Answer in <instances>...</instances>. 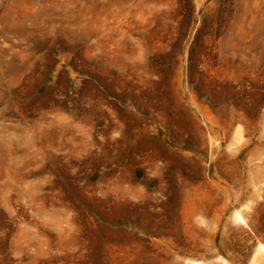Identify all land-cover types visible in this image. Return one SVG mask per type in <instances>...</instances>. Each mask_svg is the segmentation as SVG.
Masks as SVG:
<instances>
[{"label": "rangeland", "instance_id": "374dc122", "mask_svg": "<svg viewBox=\"0 0 264 264\" xmlns=\"http://www.w3.org/2000/svg\"><path fill=\"white\" fill-rule=\"evenodd\" d=\"M0 264H264V0H0Z\"/></svg>", "mask_w": 264, "mask_h": 264}]
</instances>
